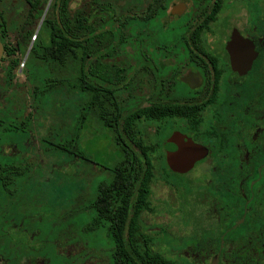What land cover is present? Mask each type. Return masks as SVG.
I'll return each instance as SVG.
<instances>
[{
    "label": "flooded vegetation",
    "instance_id": "obj_1",
    "mask_svg": "<svg viewBox=\"0 0 264 264\" xmlns=\"http://www.w3.org/2000/svg\"><path fill=\"white\" fill-rule=\"evenodd\" d=\"M78 9L84 37L77 33ZM30 34L34 39L27 43ZM61 35L75 42L71 83L80 65L90 88L81 93L74 84L71 92L84 95L83 105L97 121L88 105L93 91L122 101L121 112L106 104V121L115 124L114 115H120L119 130L129 112L149 107L148 120L134 118L136 134L150 147L153 179L159 164L180 191L181 203L168 210L176 219L167 230L166 255L178 264H210L216 255L218 264H264V0H0V65L11 64L9 51H27L26 63L34 42L48 44ZM83 40L85 59L77 62ZM113 123L101 122L109 130ZM3 130L0 155L16 165L18 155L2 147L11 134L19 139L28 131L23 123ZM175 134L198 157L184 173L167 165L165 142ZM17 168L23 178L26 171ZM171 175L186 180L179 186ZM13 191L0 189L6 202ZM5 227L11 237L12 221L0 218V233ZM22 236L9 240L22 246ZM13 252L9 245L1 251L8 257Z\"/></svg>",
    "mask_w": 264,
    "mask_h": 264
},
{
    "label": "rangeland",
    "instance_id": "obj_2",
    "mask_svg": "<svg viewBox=\"0 0 264 264\" xmlns=\"http://www.w3.org/2000/svg\"><path fill=\"white\" fill-rule=\"evenodd\" d=\"M26 52L18 55L21 64L10 85L6 82L7 60L0 65V121L4 126L23 123L28 131L18 135L19 139L11 134L2 147L5 154L18 155L16 165L26 172L22 187L14 188L8 202L0 201V218L12 221L11 237L23 235L19 242L24 245L14 246L7 233L10 227H5L0 235L6 233L9 239L2 236L0 249L6 252L9 245L14 252L8 257L0 251V264H110V251L104 246L107 238L104 233L86 231L90 214L83 208L120 158L113 135L83 105L84 95L63 89L42 92L48 68L29 69L27 64L22 68ZM35 70L44 73L34 76L30 71ZM82 114L85 117L80 121ZM155 168L151 196L155 212H143L140 222L152 239L150 245L166 254L167 230L176 219L168 210L181 203L180 191L166 181L159 164ZM171 179L179 186L185 182L184 176L171 175ZM8 209L10 213L2 214ZM32 245L38 249L32 251ZM21 248L28 256H19Z\"/></svg>",
    "mask_w": 264,
    "mask_h": 264
},
{
    "label": "trees",
    "instance_id": "obj_3",
    "mask_svg": "<svg viewBox=\"0 0 264 264\" xmlns=\"http://www.w3.org/2000/svg\"><path fill=\"white\" fill-rule=\"evenodd\" d=\"M61 11L66 12L63 8ZM76 12L77 33L81 32L84 37L85 24L78 17L83 9H78ZM32 36L33 34L28 36L27 43L30 42ZM51 40L48 44L42 38L34 42L29 53V61L24 62L22 68L26 64L29 69L31 66L38 68L40 67L39 62L48 67L51 72L50 76L54 78L46 79L42 88L44 93L60 89L69 93L74 88V84L77 91L90 93V88L85 82L83 66L77 65L78 75L74 79L75 83H71L73 81L70 72L73 68L69 62L72 59L70 50L75 42L69 39L67 35H61L58 39L52 36ZM81 42L82 47L77 46L74 57L77 62L85 59L84 40ZM7 55L11 59V64L7 67L6 82L10 85L16 78L15 70L21 64V58L17 56L15 51L12 53L9 51ZM13 55L15 57H12ZM30 72L36 76L38 72L42 71ZM93 92L94 97L89 100L88 105L93 108L95 116L106 126L113 123L106 121L108 116L106 104L112 102L113 112L117 110L121 112L122 101L98 97L97 94L101 93L99 90ZM136 115L148 120L149 107L146 106L140 110L129 112L121 121L124 124V130L117 129V119L120 118V115H114L116 122L109 125L120 158L107 172V180L98 184L92 197L89 198L88 205L83 208L90 214L87 226L84 228L92 234L104 233L107 238L104 246L108 247L110 251V264H178L175 259L169 258L163 251H158L153 245H150L152 239L143 231L140 222V216L143 212H155V210L152 207L151 199L153 165L148 160L150 147L147 141L145 142L136 134L134 124ZM84 117L82 114L80 121L84 120ZM4 127L3 122L0 121V143L5 140ZM76 138H79V132L76 133ZM128 142L134 146L131 147ZM67 147L69 146L60 145L62 149ZM138 152L141 153V157H139ZM20 176L21 169L0 155V189L21 188L23 183ZM7 197V195L0 193V201L6 202L5 198ZM62 262L66 261L63 260Z\"/></svg>",
    "mask_w": 264,
    "mask_h": 264
},
{
    "label": "water",
    "instance_id": "obj_4",
    "mask_svg": "<svg viewBox=\"0 0 264 264\" xmlns=\"http://www.w3.org/2000/svg\"><path fill=\"white\" fill-rule=\"evenodd\" d=\"M3 54V47L0 43V59ZM165 150L167 151V165L177 173H184L191 168L197 156H191L186 151L180 136L175 134L171 139L165 142ZM210 264H218V255L212 258Z\"/></svg>",
    "mask_w": 264,
    "mask_h": 264
}]
</instances>
